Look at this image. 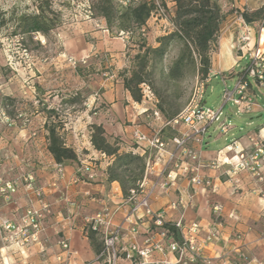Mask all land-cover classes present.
Listing matches in <instances>:
<instances>
[{"label": "rangeland", "instance_id": "rangeland-1", "mask_svg": "<svg viewBox=\"0 0 264 264\" xmlns=\"http://www.w3.org/2000/svg\"><path fill=\"white\" fill-rule=\"evenodd\" d=\"M41 1L0 0V10L5 13L7 19L6 25L0 29V185H6L7 183H15L16 185L14 192L10 193L9 199L5 201L0 210L5 205L13 202L14 195L22 188L27 194L25 210L38 207L39 204L35 196V191L37 190L41 193L40 200L48 205L50 211V204L46 200V194L48 190H57L58 183L61 179L56 178L57 164H55L53 180L45 187L43 186L46 183L45 177H40V183L37 182L38 177H36L35 172L40 170L37 166L43 167L44 164L37 162L36 157H39L38 153L43 149V146H38V142L35 145L32 141V138L42 139L44 137L46 139L47 133L44 124L47 119V112L53 110L57 113L58 116L56 118L52 116L50 120L60 121L62 124L60 133L65 139L66 136H77L79 132L75 129V123L79 121L80 115L85 112V103H89L91 100L92 90L97 87V83L100 80L112 77L113 72L119 73L123 69L131 70L135 65L134 56L140 52V46L142 44H145L147 47H156L158 46L157 39L159 37L167 35L175 29L172 24L174 5H171V0H146L154 1L157 5V11L147 21H150V24L146 22L141 30H133L129 33L119 31L117 22L108 30L105 19L98 17L91 8L92 2L95 0H43L47 1L54 11L55 14H52L50 17L57 20V26L47 37L37 33L29 38L28 36L22 37L15 33L14 27L18 18L24 14L36 13ZM122 1L124 0H113L115 9L120 10L121 7H126L122 4ZM131 1L138 3L142 0ZM214 1L218 3L224 15L221 29L231 19L235 22L236 18V22L238 23L237 18L239 15L237 11H240V9L231 7V4H235V1L239 3L240 0ZM87 23H91L96 31H107L110 38V40L107 37L102 39L105 40L104 45L107 44V50L105 48L103 51H98L95 56L90 57L85 56L82 50L84 48H91V45L95 44V42L102 40L96 38L98 36H93L94 32H92L90 26L85 25ZM234 26L238 30V24ZM249 27L251 40L253 33L257 36L260 28H264L262 21L254 23L253 31L251 25ZM221 29L218 41L211 55L218 48ZM122 41L125 43V47L121 50L122 63L117 66L118 62H114L116 58L114 56L111 57V55L119 52V49L123 45ZM235 43L234 52L237 55L244 56L238 50V43ZM181 46V43L178 41L170 45L163 62L155 65L154 74L150 79L152 92L159 91L161 97H165L166 94L169 95L171 93L177 96V99H174V103L176 106H179L180 111L189 101L197 78L196 72L190 69L181 81L175 85H169L167 89L160 78L159 71L161 68H167L171 65L180 54ZM247 64V58L240 60L237 66H234L233 75H230L229 72L222 75L218 72H211L217 73L218 75L213 76L206 87L204 94L205 106L217 111L222 106L223 91L225 88L233 91L238 80L239 72ZM117 67H120V69ZM110 81H114V79L111 78ZM248 82L250 83L248 90L252 94L254 101L264 110V86H260L257 81L251 78H248ZM154 96L159 101V98L155 94ZM73 97L76 98V102L74 103L72 102ZM101 105L104 106V104ZM164 107L166 108V106ZM100 108L98 107L95 110L91 108L88 112H97ZM118 108H113L114 114H119ZM257 109L258 107L254 111L246 114L242 113L232 103H227L223 107L218 120L210 127L209 133L213 132L212 136H217L218 141L216 144L211 145L209 150H215L232 142V151H237L234 156H237L241 151L246 161H248L249 168L240 167L236 159L232 160L234 157L229 159L228 161L231 162V165H226L229 166L226 171L228 177H230V181L239 184L243 179L248 178L254 182L262 183L263 188L258 190V195L264 197L263 154L257 158L259 162L258 169L254 166L255 170H250L252 165L250 163V156L254 153L255 145L262 148L264 153V137L261 135L262 128H264V111H261V115H256L255 111ZM126 113L131 114L130 110ZM109 119L111 120V117ZM116 120H118V116ZM148 121L143 118L140 122H137V126H141V129L144 130V126L148 124ZM220 124L226 126V133L220 130ZM171 134H173V131L166 128L162 135L166 138ZM78 136L80 137V135ZM240 138L246 139L248 144L238 148V140L236 141L235 139ZM45 142L42 141L40 144H45ZM127 144L130 147L134 146L131 138L130 143L128 142ZM223 160L227 161L225 158ZM224 165L221 164V166ZM76 175L79 177L78 174ZM189 175L185 177L188 179ZM28 176L33 177V182L30 187H26L27 182L24 181V178ZM53 182L56 183V188L51 187V183ZM204 187L206 188L207 186ZM2 198L4 196L0 193V200ZM19 216L15 217V219H18ZM46 217L43 220L44 230ZM9 219L14 220L13 217ZM218 220L219 218H216L214 222L216 224L215 227L212 226L213 224H210L207 229L209 230L213 227L219 236L218 241H213L211 244L223 241V223H220L222 224L220 225ZM193 223L198 224V222ZM68 228H71V225ZM230 238L240 240L242 236L240 233L233 232ZM37 244L39 243L34 245ZM2 246L3 244L0 240V249ZM205 249L202 252V258H198L192 263L205 260L203 258ZM7 251V255L6 253H3V255H6L11 261L19 264L22 256L13 247H10ZM236 251H233V253H237L238 260L236 261L235 259L230 262L242 264L245 261L255 259L253 257L247 258V255L241 251ZM28 253L29 249L24 256H27ZM96 256L95 254V258ZM227 261L224 264H227ZM22 264L28 263L25 262Z\"/></svg>", "mask_w": 264, "mask_h": 264}, {"label": "crops", "instance_id": "crops-1", "mask_svg": "<svg viewBox=\"0 0 264 264\" xmlns=\"http://www.w3.org/2000/svg\"><path fill=\"white\" fill-rule=\"evenodd\" d=\"M263 3L264 0H240L239 3L235 1V4H231V7L239 8L240 11L247 10L251 12L260 8ZM171 5H174L172 0ZM147 24H150V21ZM235 24H238L236 18L235 22L232 19L226 22L221 29L218 48L211 55V72H218L221 75L229 72L230 75H233L234 66H237L240 60L247 58L246 56L237 55L234 52L237 34ZM85 25L90 26V29L94 32L93 36H98L96 38L102 40L107 37L110 40L107 31H96L91 23ZM253 27L254 24L251 25L252 31L254 30ZM260 38L264 42V28H260L257 36L253 33L252 40L246 49L248 51L253 50ZM104 41H97L91 45V48H84L82 50L83 54L90 57L95 56L98 51H103L105 48L107 50V44L104 45ZM122 43L123 45L119 49V52L111 55V57L114 56L116 58L114 62H118L117 66L122 63L121 50L125 47L124 41ZM117 68L120 69V67ZM111 78L114 81H110ZM90 97L91 100L89 103H85V112L80 115L79 121L75 123V129L79 133L73 137L66 136L65 142L67 146H71L75 151L77 162L95 161L96 175L92 179L86 175L78 177L75 170L78 163H64L62 165L64 175L58 183L57 190H48L46 194V200L50 204V213L46 217L45 230L41 234L40 242L29 248V253L27 256L21 257L23 261H19V264L25 262L28 264H57L56 257L58 255L62 254L63 257L66 256L63 254L60 246V241L62 240L68 242L71 252L70 256L64 258L65 262L63 264L93 262L95 260V253L91 250L89 240L83 231V226L85 218L94 216L100 210L102 206L101 202H107L112 207L118 208L112 221L113 227L122 226L125 230L127 228L124 218L127 214L128 206L124 202L119 184L116 182L109 183L107 180V167L111 164L112 159L93 149L90 143L89 125H101L108 138L118 137L123 148L125 150H131V147L127 143H130V136L134 124H137L142 119L133 120L126 113L130 110L127 107V103L131 102L132 98L124 89L122 79L117 72H113L112 77L100 80L97 83V87L92 90ZM101 104H104V106ZM98 107L101 108L97 112H88L91 108L95 110ZM117 107H119V114H114L113 108ZM261 111H264L263 108L258 106L255 114L261 115ZM117 116L118 120H116ZM110 117L111 120L109 119ZM169 129L172 130L171 128ZM172 131L174 134L175 131ZM212 135L213 132L209 133L205 137L204 146L199 148L201 164L203 166L198 171L199 175L207 178L211 182V187H196L192 189L189 186L187 177H179L175 185L170 187L166 193H160L157 189L154 190L153 195L149 199L150 207L154 211H157L168 207L171 202L183 196L185 199L184 203L187 201L185 208L179 206L177 210L168 209L165 222L173 224L179 219H182L185 225L198 222L202 228L200 238L205 237V232L210 224L215 225L216 218H219V224L223 223V241L216 244L210 243L203 253L205 260L192 264H224L227 260V262L235 259L237 261V253H233L236 250V252L239 250L247 255V258L253 257L264 264V197L258 195V190L263 188V184L254 182L248 178L236 184L231 182L230 177L227 175L226 170L229 166L224 165L220 168L210 167L211 161L217 158L219 160H223L224 158L229 160L237 152L235 150L228 151V148L232 149V142L215 150H209V147L218 141V137ZM261 135L264 137V128H262ZM235 140H238V148L248 144L246 139L240 138ZM32 141L35 145L38 142V146H43V149L38 153L39 157H35L37 158V162L43 163L44 165L43 167L37 166L40 170H37L35 174L38 177L37 182L39 183V178L45 177L46 183L43 185L45 187L53 180V170L56 163L47 151L46 142L45 144H40V142L46 141L44 137L42 139L32 138ZM139 155L142 156L141 154ZM146 156L147 154L144 158ZM152 166L155 175L159 174L163 169L162 163L153 162ZM152 179H154V176ZM185 192L192 195L191 200L186 198ZM87 193L90 194L89 197L86 195ZM26 197L27 194L21 188L14 195L13 202L2 208V215L15 219V217L22 214L27 205ZM217 205L221 207L220 211L214 210V207ZM69 225H71V228H68ZM148 226H150V222L145 220L141 228L146 230ZM233 232L240 233L242 239L234 240V238H230ZM125 236L123 243L128 245L131 241ZM144 237L145 235L138 237L137 242L141 244ZM168 258L174 262L172 256ZM119 264L130 263L120 261Z\"/></svg>", "mask_w": 264, "mask_h": 264}, {"label": "built area", "instance_id": "built-area-1", "mask_svg": "<svg viewBox=\"0 0 264 264\" xmlns=\"http://www.w3.org/2000/svg\"><path fill=\"white\" fill-rule=\"evenodd\" d=\"M132 2L124 0L122 4L127 6ZM237 20L236 42L239 45L238 50L247 57L248 64L242 69L244 76L238 78L233 91L226 88L223 91L222 106L217 111L204 104L206 87L210 79L218 75L211 72L204 80L196 78L188 103L172 120L163 119L157 108V100L146 84L140 86L141 101L132 100L127 103L131 119L149 120L145 125L146 131L134 124L131 132V140L134 144L131 151L141 154L143 157L147 154L144 176L137 183V187L129 191V196L124 198V202L128 206L124 218L127 225L126 230L122 226L113 227L112 221L118 208L112 207L107 202H101L102 206L94 216L85 218V229H83L85 235L88 230L96 232L101 236L103 246L93 262L83 264H119L120 261H127L130 264H189L202 258V252L207 244L218 241L219 236L213 227L206 231L205 237L200 238L202 232L200 225L197 223L185 225L182 219L173 223L179 235V240H175L169 236L168 229L164 228L166 212L168 209L177 210L179 206L185 208L187 201L184 203L185 199L181 196L171 202L168 207L154 211L150 207L149 199L155 189L160 193H166L170 187L175 185L179 177L189 174L188 182L192 189L211 186V182L198 173L199 168L203 166L199 148L204 146V140L209 134L210 127L218 120L227 103H232L246 114L258 107L248 90L250 84L248 78L257 81L260 86H264V43H261L260 38L257 46L248 51L246 47L251 41L250 27L240 16ZM219 127L223 133H226L225 125L220 124ZM166 128H171L175 133L171 137L163 138L162 134ZM255 146L254 153L250 156L251 171L255 170L254 166L257 169L259 167L257 158L262 154L264 158L262 148ZM235 159L240 167H248V161L241 151L232 160ZM94 162V160L79 161L75 168L76 174L80 177L86 175L91 179L94 178L96 175ZM153 162L163 164V169L157 175L153 171ZM221 164L231 165V162L216 159L210 162V167L219 168ZM56 168V178L61 179L64 175L63 166L57 164ZM153 176L154 179H152ZM24 181L27 182L26 187H30L33 177L28 176L24 178ZM55 182L51 183V187L56 188ZM15 186V183L0 185V193L4 196L0 200V209L9 199L10 193L14 192ZM86 195L90 196L88 193ZM35 196L39 204L38 207L28 208L18 219L11 220L3 216L0 210V240L3 244L0 249V264H16L6 256L10 247H13L23 257L31 245L39 243V238L44 231L43 220L50 211L48 205L40 200V191L36 190ZM185 196L188 200L192 198L188 192H185ZM214 210L220 211L221 207L217 205ZM145 220L150 222V226L143 230L141 227ZM213 226L215 227L216 224ZM141 235H145V237L139 244L137 238ZM124 236L131 241L128 245L123 243ZM60 246L65 257L71 255L67 241H60ZM169 256L173 257L174 262L169 260ZM65 257L62 254L58 255L56 263L63 264ZM227 264L237 263L227 262ZM242 264L262 263L251 259Z\"/></svg>", "mask_w": 264, "mask_h": 264}, {"label": "trees", "instance_id": "trees-1", "mask_svg": "<svg viewBox=\"0 0 264 264\" xmlns=\"http://www.w3.org/2000/svg\"><path fill=\"white\" fill-rule=\"evenodd\" d=\"M172 2L174 3L172 24L175 29L159 37L156 47H147L142 44L140 52L134 56V67L131 70L123 69L119 72L124 89L135 102L141 101V84H146L150 88V79L154 74L155 65L163 62L170 45L175 41L182 45L180 54L169 67L161 68L159 71L160 78L167 89L169 85H175L181 81L190 69L196 72L200 80H204L211 72L210 56L218 41L224 19L220 6L214 0H172ZM91 8L98 17L105 19L108 30L117 22L119 31L126 33L141 30L157 11L156 3L146 0L128 4L120 10L115 9L113 0H95ZM52 14L55 13L51 6L47 1L42 0L36 13L24 14L18 18L14 27L15 33L29 38L37 33L47 37L57 26V20L50 17ZM237 14L248 25L262 21L264 26V3L257 10L237 11ZM6 22L5 13L0 10V29L6 25ZM243 76L244 72L241 71L238 78ZM153 94L159 98L157 108L163 119L169 121L175 118L180 112L179 106L174 103L177 96L171 93L161 97L159 91L155 93L153 91ZM72 102H76V98L73 97ZM52 116L56 118L58 115L53 110L48 111L44 124L47 133V151L56 164L78 163L75 151L67 146L64 136L60 133L62 124L60 121H51ZM90 143L93 149L112 159L107 167V180L109 183H118L123 197L127 198L129 191L137 187V183L143 176L145 158L131 150H125L117 138H108L101 125L90 126ZM164 228L168 229L169 236L179 240L178 232L172 223H165ZM86 236L92 250L98 255L103 246L101 236L91 230L87 231Z\"/></svg>", "mask_w": 264, "mask_h": 264}, {"label": "bare ground", "instance_id": "bare-ground-1", "mask_svg": "<svg viewBox=\"0 0 264 264\" xmlns=\"http://www.w3.org/2000/svg\"><path fill=\"white\" fill-rule=\"evenodd\" d=\"M261 43H264V42L261 40ZM228 151H229V152H231V151H232V149H231V148H228Z\"/></svg>", "mask_w": 264, "mask_h": 264}]
</instances>
